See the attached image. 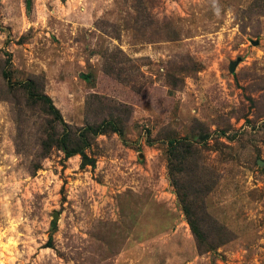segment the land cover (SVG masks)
<instances>
[{
  "label": "rangeland",
  "instance_id": "1",
  "mask_svg": "<svg viewBox=\"0 0 264 264\" xmlns=\"http://www.w3.org/2000/svg\"><path fill=\"white\" fill-rule=\"evenodd\" d=\"M4 69L114 121L95 165L41 149ZM0 264H264V0H0Z\"/></svg>",
  "mask_w": 264,
  "mask_h": 264
},
{
  "label": "trees",
  "instance_id": "2",
  "mask_svg": "<svg viewBox=\"0 0 264 264\" xmlns=\"http://www.w3.org/2000/svg\"><path fill=\"white\" fill-rule=\"evenodd\" d=\"M7 66H11V60L6 61ZM11 71L4 69L3 77L8 81V101H10L14 106V111L20 119V123H23V117H29V112L33 111L35 108H42L44 117H41V122L39 124L43 129L41 136L44 135V139L41 138V149L51 150L53 147L61 149L67 158L73 155H81L84 163L83 165H95V161L89 159L86 154V149L90 148L94 143V140L101 133L106 132L111 129L113 131H119L120 129L113 124L114 121H110L102 125H87L85 127H72L68 125L59 109L55 106L52 99L45 91V84L40 78L28 79L25 82H12L10 81ZM21 95V100L17 95ZM122 106V105H119ZM110 115H113L112 113ZM31 116V115H30ZM22 121V122H21ZM19 122V121H18ZM25 122V121H24ZM23 131L18 135V139L15 144L19 150H22L23 146L27 141L23 138ZM175 152L171 154V157L175 162L180 161V156ZM178 157V159H177ZM85 160H89L85 163ZM177 181L174 180L178 191H180V197H182V202L184 204V209L189 215V222L198 240L201 235L198 232L199 222L192 217L191 205L187 203V195L183 193L182 189H179Z\"/></svg>",
  "mask_w": 264,
  "mask_h": 264
},
{
  "label": "water",
  "instance_id": "3",
  "mask_svg": "<svg viewBox=\"0 0 264 264\" xmlns=\"http://www.w3.org/2000/svg\"><path fill=\"white\" fill-rule=\"evenodd\" d=\"M234 70H235V64H233V65L231 66V72H234Z\"/></svg>",
  "mask_w": 264,
  "mask_h": 264
}]
</instances>
